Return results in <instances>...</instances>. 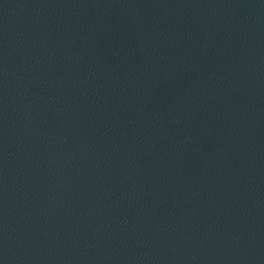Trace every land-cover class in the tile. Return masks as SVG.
Returning <instances> with one entry per match:
<instances>
[{
	"label": "water",
	"instance_id": "1",
	"mask_svg": "<svg viewBox=\"0 0 264 264\" xmlns=\"http://www.w3.org/2000/svg\"><path fill=\"white\" fill-rule=\"evenodd\" d=\"M0 264H264V0H0Z\"/></svg>",
	"mask_w": 264,
	"mask_h": 264
}]
</instances>
